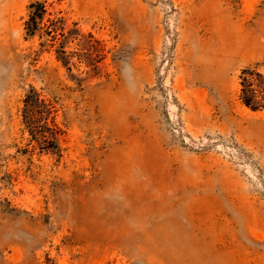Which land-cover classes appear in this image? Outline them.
<instances>
[{"label":"rangeland","instance_id":"obj_1","mask_svg":"<svg viewBox=\"0 0 264 264\" xmlns=\"http://www.w3.org/2000/svg\"><path fill=\"white\" fill-rule=\"evenodd\" d=\"M247 67L264 0H0V264H264Z\"/></svg>","mask_w":264,"mask_h":264},{"label":"trees","instance_id":"obj_2","mask_svg":"<svg viewBox=\"0 0 264 264\" xmlns=\"http://www.w3.org/2000/svg\"><path fill=\"white\" fill-rule=\"evenodd\" d=\"M28 9L30 15L25 30L28 36H32L45 14V8L42 4L33 2L29 4ZM238 78L241 104L250 111L264 110V75L247 67L240 71Z\"/></svg>","mask_w":264,"mask_h":264}]
</instances>
